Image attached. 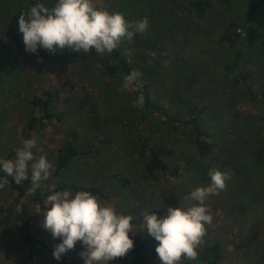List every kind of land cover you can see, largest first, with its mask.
Listing matches in <instances>:
<instances>
[{
	"label": "rangeland",
	"instance_id": "1",
	"mask_svg": "<svg viewBox=\"0 0 264 264\" xmlns=\"http://www.w3.org/2000/svg\"><path fill=\"white\" fill-rule=\"evenodd\" d=\"M214 1L210 12L213 22L204 26L189 10L186 0H93L95 6L110 12L120 10L125 17L145 12L166 25L172 34L169 60L158 69L148 70L147 67L152 68L149 64L144 68L150 71L158 98L170 92H188L189 96L194 93L219 108V123L212 128L223 144L213 154L199 159L187 150V164L179 177L147 178L143 172V160L132 150L138 132L131 88L122 90V86L107 79L93 65V59L83 65L78 63L76 67L68 65L66 72L62 68L63 75L56 69L63 67L62 63L69 61V57L55 58L43 48L38 49V54L30 52L29 57L16 55L4 38L2 42L6 47L0 43V159H15L16 150L23 146L22 141L35 139L34 156L43 155L52 163L61 141L74 135L78 148L90 151L75 159L60 176L50 174L47 180H42L41 188L46 190L58 181L72 179L83 183L102 182L107 198L101 202L114 205L117 212L123 210L138 219L133 223L135 232H130L136 236L148 234L147 229L142 230L141 214L145 210L164 216L168 207H179L183 197L197 186L209 184L200 180L196 164L204 163L200 165L203 171L207 166L230 171L232 178L227 181L226 188L207 201L213 219L205 226L203 239L222 241L226 253L219 264H264V147L260 146L264 143V95L254 106L239 104L241 111L252 115L250 122L256 127L254 133L260 132V141L233 148L241 152L228 164L226 154L230 155L234 150L228 149L229 145L224 141L229 128L228 112L224 107L229 87L221 64L232 53L216 51L214 45L224 19L241 18L248 4L246 0H232L228 4ZM35 2L51 7L55 0H0V24L13 22L19 29L21 13L27 19V10ZM255 23L258 51L252 70L264 92V9L258 12ZM185 74L198 77L197 83L192 85L194 91L183 80ZM64 77L70 85L62 84ZM55 89L60 93L58 108L66 111L64 117L60 121L43 120L27 136L26 124L31 114L29 100L40 95L42 90ZM117 173L128 180L125 186L112 176ZM10 197V190L0 189V204ZM43 221L33 210L34 229L55 247L62 238H54L44 228ZM82 251L84 246L78 241L74 249L66 253L79 264H84L80 255ZM33 261L59 264L38 246L32 249L26 246L14 217H1L0 264H31ZM109 264H129V259L125 255L109 261ZM150 264H160V261L152 260Z\"/></svg>",
	"mask_w": 264,
	"mask_h": 264
},
{
	"label": "trees",
	"instance_id": "2",
	"mask_svg": "<svg viewBox=\"0 0 264 264\" xmlns=\"http://www.w3.org/2000/svg\"><path fill=\"white\" fill-rule=\"evenodd\" d=\"M186 1L189 10L196 15L202 25L209 26L213 22L210 12L214 8V0ZM221 1L225 4L232 2V0ZM246 2L248 6L242 17L225 18L221 31L214 40L216 51L232 53L221 64V70L228 80L227 86L229 87L224 106L228 112L226 121L229 128L224 137V141L229 145L228 149L237 148L239 145L246 147L252 141H260L258 137L260 132L254 133L257 131L256 127L250 122L252 115H247L238 108L239 104L254 106L262 101L264 95L258 78L252 70V64L258 51L255 19L258 12L264 9V0H246ZM35 4L36 2L32 3V6ZM117 12L121 11L117 10ZM145 17L149 22L147 30L144 33H135L132 40H122L111 53L106 52L101 55L96 53L94 48L88 53L65 48L57 49L50 55L55 58H70L69 61L62 63L63 67L58 66L56 69L63 75L68 65L76 67L78 63L83 65L93 59V65L107 79L117 83V86L123 85L124 76L132 70H139L142 73L139 78L142 87L137 88L134 84L131 87V93L134 101L142 93L144 106L134 108L138 135L132 143V150L143 160V172L147 178H177L182 174L184 164H187L186 152H189L187 150H190L197 158L204 159L213 154L216 149L221 148L223 141L221 143L218 140L212 128L219 123L221 112L209 100L194 93L189 96L188 92H170L162 98L155 95L153 78L148 70L158 69L169 60V43L172 34L160 19H155L148 13L137 12L125 18L129 21H139ZM2 39L11 45L16 55L29 57L30 52L26 51L23 34L16 23L9 22L3 26L0 24V43L5 46ZM145 64H149L152 68L147 67L148 70H146ZM62 68L65 72L61 71ZM1 78L0 70V80ZM182 78L188 88L194 91L195 86L192 87V85L197 83L198 77L195 74H185ZM61 82L63 85H70L65 77ZM59 101L60 93L57 89L42 90L40 95H35L29 100L31 114L26 124L27 136L43 120L60 121L64 117L66 111L58 108ZM36 111L39 112L38 116H36ZM101 142L104 141L101 140ZM242 142L245 144H241ZM260 146L264 147V143ZM89 151V149L78 148L74 135L63 139L56 150V156L52 162L53 170L50 174L55 177L60 176L75 159L86 155ZM240 152L234 150L230 155L226 154L227 163L232 162ZM200 165L203 166L204 163H198L195 166L201 177L200 180L210 183L208 176L210 166L203 171ZM112 176L123 186L128 183V180L119 173L112 174ZM5 178L8 184L3 188L11 191V197L10 200L0 204V218L14 217L26 246L30 249L38 246L50 256H53L55 247L34 229L33 210L35 213L38 212L44 220L43 214L50 207L47 203V196L53 191L71 190L74 194L85 190L96 195L100 200L104 201L107 198L102 182L83 183L73 179L58 181L46 190L40 186L33 194L28 192L32 186L31 174L28 179L17 184L12 176H7L0 170V180ZM137 220L133 218L132 224ZM129 235L134 241V247L126 254L129 264H150L152 260L159 261L155 251L158 241L154 237L149 234L136 236L129 233ZM197 252V260L182 258L180 264H219L224 259L226 248L218 238L205 237L197 248ZM57 261L59 264H79L67 253L62 254L61 259ZM31 264L37 263L33 261Z\"/></svg>",
	"mask_w": 264,
	"mask_h": 264
},
{
	"label": "clouds",
	"instance_id": "3",
	"mask_svg": "<svg viewBox=\"0 0 264 264\" xmlns=\"http://www.w3.org/2000/svg\"><path fill=\"white\" fill-rule=\"evenodd\" d=\"M28 19L21 13L18 24L23 34L26 51L36 53L39 48L56 52L70 48L88 53L93 48L103 55L111 53L122 40H132L135 33H144L148 19L129 21L121 12H109L95 6L93 0H55L53 6L36 3L27 10ZM142 73L132 70L124 76L122 90L134 84L142 87ZM134 106H144L141 93ZM16 150L15 159H0V170L12 176L20 184L29 178L28 192L35 193L42 180H47L53 165L47 157L34 156L35 139H25ZM210 183L197 186L185 195L179 207H168L164 216L145 210L142 215L143 229L158 243L155 251L160 264H180L182 258L197 260L199 247L206 235V225L211 224L212 215L207 201L212 195L227 186L232 178L230 171L214 168L209 171ZM8 184L7 178L0 180V189ZM50 205L44 215L43 226L54 238H62L53 251L59 260L62 254L74 249L79 241L84 246L80 253L84 264H109V261L125 256L133 247L130 232H135L131 214L117 212L114 205L104 204L89 191L74 194L71 190L53 191L47 196Z\"/></svg>",
	"mask_w": 264,
	"mask_h": 264
}]
</instances>
